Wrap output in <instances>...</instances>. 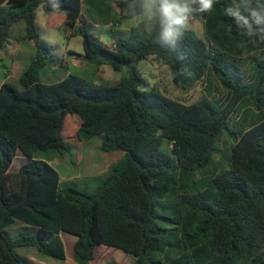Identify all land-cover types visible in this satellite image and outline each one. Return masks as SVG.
<instances>
[{"label": "trees", "instance_id": "obj_1", "mask_svg": "<svg viewBox=\"0 0 264 264\" xmlns=\"http://www.w3.org/2000/svg\"><path fill=\"white\" fill-rule=\"evenodd\" d=\"M132 2L0 0V54L21 21L24 39L39 48L22 87L4 80L0 88V264H26L18 252L23 246L92 264L104 244L124 250L128 264H264V42L235 30L225 15L231 0H217L211 13L194 16L205 23V35L188 24L175 48L159 46L154 33L125 36L112 29L111 45L92 33L84 4L94 22L108 25L127 21L123 10ZM42 6L65 12L67 25L84 36L85 53L71 54L117 71L129 67L128 76L114 85L72 73L42 81L51 58L36 22ZM151 57L168 65L173 83L186 91L213 72L227 99L185 103L157 86L143 88L138 65ZM247 58L255 59L248 82L233 69ZM72 113L80 117L66 128ZM234 115L240 116L235 130ZM227 130L235 135L228 165L226 156L217 158ZM101 134L107 136L103 148L123 150L126 159L94 192L63 187L59 170L40 152L69 151ZM20 154L24 163L12 171ZM17 222L27 232L12 238L7 229ZM67 233L77 237L70 239L72 255Z\"/></svg>", "mask_w": 264, "mask_h": 264}, {"label": "rangeland", "instance_id": "obj_2", "mask_svg": "<svg viewBox=\"0 0 264 264\" xmlns=\"http://www.w3.org/2000/svg\"><path fill=\"white\" fill-rule=\"evenodd\" d=\"M114 7L111 13L112 18L116 16ZM84 13L89 25L92 24V33L99 37L101 35L109 45L112 43L109 35L112 29L117 32L121 30L119 34L122 33L125 36L130 34L149 36L145 25L140 22L132 24L124 20V22L118 24L113 23V21L108 25L97 23L92 20L93 18L86 4H84ZM66 19L65 12L59 11L51 14L43 6L38 10L36 22L45 43V48L51 57L47 63L48 65L41 71L42 81L47 83L58 82L72 73L97 83L114 85L128 76L129 67L117 71L110 63L91 62L84 56L71 54V50L85 53L84 36L79 34L75 28L68 26ZM189 25L196 30L198 36L203 37L205 35V23L201 19L192 18ZM26 32V22L17 23L12 29L7 48L0 54V88L4 80L22 87L20 78L32 59L38 55L39 48L36 42L24 39ZM102 38L101 40H103ZM260 54L261 52H255L253 57L260 56ZM254 61L255 59L247 58V62L243 67L234 65L233 69L239 71L238 73L244 77V81H251ZM138 67L145 79L143 85L145 89L157 86L163 93L185 103L198 102L205 96L220 98L221 100L227 99V91L218 84L213 72L209 74L206 80L198 82L195 88L186 91L178 88L173 83L171 69L168 65L151 57L140 61ZM74 117H80V115L78 113L70 114L66 128ZM239 118L240 116L234 115L233 120L230 122L231 129L235 130V123ZM106 139L107 136L104 134L96 135L89 140H84L82 143L74 144L72 150L65 151L55 148L40 152V156L59 170L63 187L74 185L82 190L94 192L110 177L114 167L123 162L127 156L123 150H105L103 144ZM234 143L235 135L228 130L226 134L218 139L219 152L217 158L220 159L226 156V165H228L227 162L231 158ZM165 147H167V143ZM23 163V157L16 158L12 171H19ZM25 225L17 222L7 229V234L12 238H18L27 232ZM64 238L68 253L72 255L73 245L77 237L67 233ZM70 239L74 240L72 245H70ZM18 252L23 256L26 264H76L73 258L69 260L59 259L41 252L35 246L19 247ZM124 253V250H115L106 244L100 245L97 250L98 258L92 264H109L112 261H117L118 264H128V261L122 262L126 257Z\"/></svg>", "mask_w": 264, "mask_h": 264}, {"label": "clouds", "instance_id": "obj_3", "mask_svg": "<svg viewBox=\"0 0 264 264\" xmlns=\"http://www.w3.org/2000/svg\"><path fill=\"white\" fill-rule=\"evenodd\" d=\"M216 3L217 0H133L123 12L129 23L140 22L149 35L154 33L159 46L175 48L189 21L211 13ZM52 7L59 8V4L53 3ZM225 15L235 30L250 41L264 42V0H231Z\"/></svg>", "mask_w": 264, "mask_h": 264}, {"label": "crops", "instance_id": "obj_4", "mask_svg": "<svg viewBox=\"0 0 264 264\" xmlns=\"http://www.w3.org/2000/svg\"><path fill=\"white\" fill-rule=\"evenodd\" d=\"M19 157H22V156H19ZM25 160V158H23Z\"/></svg>", "mask_w": 264, "mask_h": 264}]
</instances>
